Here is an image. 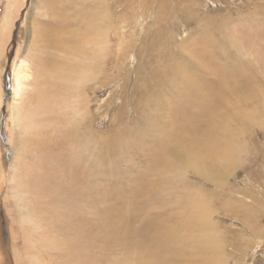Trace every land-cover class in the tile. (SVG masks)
<instances>
[{
	"label": "bare ground",
	"instance_id": "obj_1",
	"mask_svg": "<svg viewBox=\"0 0 264 264\" xmlns=\"http://www.w3.org/2000/svg\"><path fill=\"white\" fill-rule=\"evenodd\" d=\"M23 1L8 0V3L20 9ZM108 5L123 6V8L118 10L121 12L115 17L113 11L108 10ZM168 5L171 6V2H167V0L162 3H159L158 0H44V13L46 12L47 17L42 24H45L46 27L36 26V29L33 28L35 35L30 46L34 52L30 51L31 54L28 53V59L24 62H31V68L37 72L36 93L32 95L35 105L28 113L21 112L24 117H18V120L20 125L24 123L31 128L33 117L39 111L37 105H40L41 110L49 113L48 116L42 118L49 121L55 129L54 135L44 134L42 139L36 140L39 150L35 143L32 144L37 149V155L43 158L42 163L38 162L43 168V174L39 176V181L34 182L33 187L36 188L35 200L46 204V209H50V211L57 210L59 201L66 203L65 209L58 208L59 235L54 238V241L52 240L53 242L48 240L47 246L49 249L61 251L67 263L73 264L74 257H76L78 264H102V260H108L111 263L113 261L115 264H219L226 245L233 246L238 251L237 256L241 257L244 254L245 246L249 244L247 235L255 237L263 231L264 226L254 223L253 213L258 211L251 213L244 206L241 207L237 201L226 199L225 205L221 204L222 215L231 214L239 219L241 227L233 228L234 239L226 240L224 235H210L208 231L213 227V224L208 222V215L212 205L209 203L207 195L202 191L197 192L194 189L193 180L188 178L191 176L197 181H207L212 185L224 187L226 185L225 176L231 172L235 161L242 162L247 150L252 152V149L243 140V131L256 124L264 126V84L262 93L253 94L251 88L258 84L256 81L251 82L253 70L244 71L237 67H235V69L237 68L235 71H229V74L224 78V71L232 65L233 58L226 53L223 64L218 61L215 49L216 40L213 42L212 33H207L202 27V23L206 26L209 23L214 25L215 21L209 15L199 19L201 20V29L196 26L194 32H198V40L209 41V43L204 42V46H210L211 54L210 56L206 55L207 60L204 61H207L210 70L203 71L198 65H191L187 62L183 65L171 66V68L168 66L169 73L162 75H167L170 78L163 81L164 76L161 77L162 75L158 74L160 68L150 72L148 76L137 69L136 79L139 80V83L149 77V84L154 81L157 82V85L154 84V86L160 85L163 91L167 87L171 89L170 94L174 95L173 103L168 105L171 112L169 115L160 114L165 103L156 101L159 91L150 92V101L144 106L145 116L150 114L148 126L126 131L112 130L114 134L108 139L113 147L106 149V152L109 154L122 145L115 155L117 158L118 156L123 157L125 162L128 157L126 156L127 152L147 155V166L138 177H135V180H138L140 184L124 183L125 185H119L120 178L110 177L108 189L119 194L128 193L134 199H137L141 194L146 197V203L138 200L130 204L128 211L131 214L134 207H140L144 214L143 227L133 232L131 229L130 233L120 239H118L116 230L111 231V228L106 227L105 232L99 238L100 241H92L93 235H82L84 228L81 225L79 229L74 228L72 224V219L76 218L77 209L75 207H81L77 205L87 204L95 197L102 202L103 198H107L105 193H109V191H102L100 195L97 193L92 195L88 191L91 189L89 185L92 183L88 175L97 174L94 171L96 172L97 165L105 158V131L101 128V132H99V125L94 122L97 115L93 113L96 111H91L93 106L90 104L91 92H93L90 90V84L96 81L97 89L105 84V53H107L105 33H108L110 29L118 31L122 28L118 27L122 21L130 23L140 17L149 16L150 13H153L155 17L153 22H157L165 18L163 14ZM39 7L43 10L41 5ZM193 7L192 1L188 0L185 5L180 6V10L186 8L191 12ZM32 8L37 9V2L33 3L32 1L30 9ZM32 12L29 11L27 19ZM174 14L175 10L173 9L167 17L177 16ZM109 19H115L116 25L110 26ZM183 20L185 23H189L193 19H190L188 14ZM7 29L0 32L2 53L4 52L3 44L12 32L7 33ZM147 29L150 31L151 27ZM203 29L205 32L201 31ZM219 41L224 44L221 38ZM156 43L158 42L156 41ZM155 47L157 46L152 49ZM21 53L23 54V52ZM175 54L177 53L173 52V55ZM1 59L0 57V61ZM259 59L264 61V55H260ZM187 61L189 60L187 59ZM181 68L184 70L181 71ZM17 69L14 94L20 95L19 91L16 92V88L20 89V78L25 76L23 71H19L22 68L18 67ZM205 72L215 77L212 80L220 87L217 94L210 86L206 87L202 83L198 84L197 91L192 89V86H195L196 77L202 76ZM203 81L205 83L207 80ZM183 87L187 90L184 91ZM2 90L3 85L0 84V102ZM59 97H62V101L66 99L69 103L74 97L75 101L72 104L76 106L77 111L70 112V116L65 113V108L57 113V106L54 103L60 101ZM235 97L242 104L230 106V101ZM67 101L64 100L62 103L65 105ZM251 102H255L256 105L243 106ZM101 103L99 107L103 108L105 104ZM154 109L155 114H152ZM97 113L99 114V112ZM182 117L187 118L189 122L185 124ZM155 126L164 130L165 133L157 137L154 132ZM22 129L24 128L22 127ZM61 139H63V144L69 147V150L61 143ZM147 142L153 143L152 146H148ZM60 145L64 146V151L61 154L69 160L66 163L62 158L59 164L69 171L68 176L74 180L73 186H69L68 192L60 190L62 183L57 177V169V173L54 172L58 163L57 156L61 152L60 150L57 152L56 149L60 148ZM30 168L27 169L28 173ZM32 173L29 174L32 175ZM120 173L123 174L124 170H120ZM87 177L88 179H86ZM77 179L81 180V185L77 183ZM77 190L80 192H75ZM222 194L225 195V193H220L219 196L223 200L225 197ZM177 213L180 214V217ZM67 214L68 216L65 218ZM41 220L44 221V219ZM194 231H200V234L196 236L193 234ZM31 232L29 228L25 229L27 237ZM131 233L132 235H130ZM52 234L50 232L47 235ZM84 239L86 241H83Z\"/></svg>",
	"mask_w": 264,
	"mask_h": 264
},
{
	"label": "rangeland",
	"instance_id": "obj_2",
	"mask_svg": "<svg viewBox=\"0 0 264 264\" xmlns=\"http://www.w3.org/2000/svg\"><path fill=\"white\" fill-rule=\"evenodd\" d=\"M32 1L33 3L37 2V9H30ZM165 1L158 0L159 3ZM186 1L188 0H167V2H171V6L168 5L163 14L165 18L157 22H153L155 17L153 13H150L149 16L140 17L130 23L122 21L120 22L121 26H118L122 28L118 31L110 29L108 33H105V48L107 51L105 53V84L98 89L96 81L90 84V90L93 91L90 99V104L93 106L91 111L95 110L96 112L93 114L97 115L94 122L99 125V132H101V128L104 129L106 142L105 158L97 165L96 172L94 171L97 174L88 175L89 179L92 180L89 185L91 189L88 191L92 195H95V193L100 195L102 191H109L110 177L120 178L119 185H125L124 183L140 184L138 180H135V177H138L144 167L147 166V155L127 152L126 156L128 157L125 162L123 157L118 156L117 158L115 155L122 148V145L109 154L106 152V149L113 147V144L108 139L114 134L112 130L126 131L148 126L147 123L150 122L148 121V116L150 114L145 116L144 106L150 101V92L159 91L156 101L165 103V107L160 114L169 115L171 112V108L168 106L174 100V95L170 94L171 89L167 87L163 91L160 85L154 86L157 83L154 81L149 84V77L139 83V80L136 79L137 69L143 72L145 76H148L150 72L160 68V73L158 72V74L162 75L168 74L171 66L183 65V63L187 62L191 65H198L203 71L210 70L207 61H204L207 60L206 55L210 56L211 54L210 46H204V42L209 43V41L198 40V32H194L196 26L201 29V20L199 19L203 16L209 15L215 21L214 25L209 23L208 26L202 23V27L207 33H212L213 42L216 40L215 49L218 61L223 64V58L226 53L233 58V61H231L232 65L224 71V78L229 74V71H235L237 68H241L244 71L253 70L254 74L251 77V82L256 81L258 84L256 87L251 88V92L260 94L263 91L264 61L260 60L259 56L264 55V0H191L194 5L191 8V12L186 8L181 11L180 6L182 4L185 5ZM39 5L43 7V10L40 9ZM122 8L123 6L112 7L108 5V10L111 9L115 17L121 12ZM119 9L121 10L118 11ZM173 9L177 16L167 17L168 13ZM30 10L33 12L27 19ZM44 10V0H24L20 9H17L13 4H9L8 0H0V32L6 31L7 28V33L12 31L9 34L10 36L8 35L7 41L3 44L5 56L0 50V57L2 58L0 61V84L3 85L2 100L0 102V264H72L71 262L67 263L61 251L49 249L47 246L48 240L54 241V238L59 235L60 227L58 226L57 217L59 216V209H65L66 206L64 205L66 203L59 201L57 204L59 209L56 208L57 210L50 211V209H46V204L35 200L36 188L33 187L34 182L39 181V176L43 174V168L41 164H38V162L42 163L43 158L37 155L38 152L36 150L39 148L37 141L42 139L44 134L54 135L55 129L49 121L42 118L46 115L48 116L49 113L41 110L40 105H37L39 111L33 117L31 128L24 123L25 126L22 123L20 125L18 120V117H24L21 115L22 113H28L35 105L32 101V95L36 93L37 85L35 79L37 72H34V69L31 68V62L28 61L29 63H27L24 60L28 59L30 51L34 52L30 46V42L35 35L33 28L46 27L45 24H42L47 17ZM188 14L190 19H193L190 20V24L188 22L185 23V20H183ZM114 20L109 19L110 26L116 25ZM146 26L147 28L151 27V30L148 31ZM204 29L201 31L205 32ZM162 34L163 37H161ZM220 38L224 44L219 41ZM163 41H167L169 44L167 42L165 44ZM199 41L202 42V45H200ZM154 46L157 47L152 49ZM173 52L178 55H173ZM152 63L153 65H151ZM18 67L22 68L19 71H23L25 77L20 78V89L16 88V92L19 91L20 95H15V76ZM235 67L237 68L235 69ZM165 70L167 71L165 72ZM180 70L183 71L184 69L181 68ZM161 77L164 78V80L162 79L163 81L170 78L167 75H162ZM214 78L210 73L205 72L202 76L196 77L195 86H192V89L197 91L198 84L202 83L206 87L210 86L217 94L220 91V87L214 83V80H212ZM203 80L207 81L204 83ZM183 90L186 91L187 88L183 87ZM74 97L71 98V103L64 99L67 101L65 105L62 103L64 101H62V97H59L60 101H55L54 103L58 110L56 112L58 113L64 108L67 115L72 111H77L76 106L72 104L75 101ZM233 99L230 101V106L242 104L237 97ZM156 101H153V103H156ZM100 103L105 104L103 108L99 107ZM245 105L252 107L256 104L251 102L243 106L246 107ZM152 114H155V109L152 110ZM184 119L182 121L185 124L189 122L187 118ZM154 129L157 137L165 133L164 130L156 126ZM61 140L60 142L63 144V139ZM243 140L252 149V152L247 150V154L242 160L243 163H239L240 160L235 161L231 172H229L228 176H225L227 185L225 186L227 188L224 186L222 189L216 184L212 185L207 181H197L188 176L189 179L193 180L194 189L197 192L202 191V193L206 194L209 203L212 205L211 212L208 215V222H211L213 227L210 228L211 231L209 229L208 233L210 235H224L226 240L234 239L233 228L239 229L241 227L239 219L231 214L222 215L221 204L225 205L226 199L237 201L241 207L244 206L251 213L258 211L253 213L255 216L254 223L264 226L263 124L252 125L245 129L243 131ZM33 143L36 144L37 149L32 146ZM152 144L147 142L148 146H152ZM64 146L60 145V148L56 149L57 152L59 150L61 152L57 156L58 163L54 168V172H58L57 177L62 183L60 190L68 192L69 186H73L74 180L68 176L69 171L66 168H62V165L59 164L62 158L66 163L69 160V158L61 154L64 151ZM65 147L69 150L68 146ZM248 152L250 153L248 154ZM28 167H31L29 173H32V171L35 173L33 172L30 175L27 171ZM120 170H124V173L121 174ZM28 181L30 182L28 183ZM77 183L81 185V180L77 179ZM75 192L79 193L80 190ZM220 193H225V195L222 194L225 197L223 200L220 199ZM106 194L107 198H103L102 202L95 197L89 203H81L77 205L81 207H75L77 209L76 218L72 219V224L74 228L77 227L79 229L80 225L84 228V230L82 229L84 231L83 234L78 230L79 233L82 235H93L92 241H100L99 238L105 232L106 227L111 228V231L116 230L118 239L130 233L131 229L133 232L143 227L144 214L140 207H134L131 214L128 211L130 204L138 200L146 203L147 199L144 195L141 194L137 199H134L128 193L119 194L118 192L109 191V193H105V196ZM37 195L39 194L37 193ZM177 215L180 217L179 213ZM67 216L68 214L65 218ZM40 218L44 219V221ZM26 228L33 232L28 237L25 234ZM46 228H48V231H46ZM262 230L259 236L247 235L249 244L245 246L244 254L241 257L237 256L238 251L233 246L226 245L223 250L224 255L219 260V264H264V227ZM47 232H52L53 234L48 236ZM193 234L198 236L200 231H194ZM78 237L79 239L81 238L80 235ZM85 238H88V236H85ZM83 241L86 240L84 239ZM110 260L112 261V259ZM78 263L76 257H74L73 264ZM101 263L115 264L113 261L111 263L108 260H102Z\"/></svg>",
	"mask_w": 264,
	"mask_h": 264
}]
</instances>
